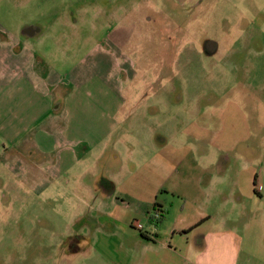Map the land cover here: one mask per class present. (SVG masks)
<instances>
[{"label": "rangeland", "instance_id": "1", "mask_svg": "<svg viewBox=\"0 0 264 264\" xmlns=\"http://www.w3.org/2000/svg\"><path fill=\"white\" fill-rule=\"evenodd\" d=\"M0 44L122 100L73 177L0 150V264H264V0H0Z\"/></svg>", "mask_w": 264, "mask_h": 264}, {"label": "crops", "instance_id": "2", "mask_svg": "<svg viewBox=\"0 0 264 264\" xmlns=\"http://www.w3.org/2000/svg\"><path fill=\"white\" fill-rule=\"evenodd\" d=\"M41 45L0 44V150H11V161L22 163L18 170L26 175L34 171L60 180L73 177L80 151L91 149L81 150L80 144L94 148L91 130L106 134L115 124L111 113L121 108L120 74L82 70L85 60L64 61L69 62L65 67L57 63L60 60L41 57L47 54ZM92 58V67L107 61L103 56ZM47 181L40 184L43 193Z\"/></svg>", "mask_w": 264, "mask_h": 264}, {"label": "flooded vegetation", "instance_id": "3", "mask_svg": "<svg viewBox=\"0 0 264 264\" xmlns=\"http://www.w3.org/2000/svg\"><path fill=\"white\" fill-rule=\"evenodd\" d=\"M150 20H151V17L149 15H146L145 22L147 23V21H150ZM23 32L26 33V34H28V35H32V34L35 33V30H33L31 28H27V29H24ZM204 48H205V52L206 53H209V52L212 53L213 51H215L214 50L215 49V46L212 43H210V42H208L207 44H205V47Z\"/></svg>", "mask_w": 264, "mask_h": 264}, {"label": "trees", "instance_id": "4", "mask_svg": "<svg viewBox=\"0 0 264 264\" xmlns=\"http://www.w3.org/2000/svg\"><path fill=\"white\" fill-rule=\"evenodd\" d=\"M153 205H156V203L154 202Z\"/></svg>", "mask_w": 264, "mask_h": 264}]
</instances>
